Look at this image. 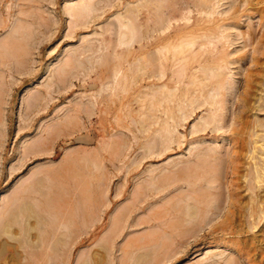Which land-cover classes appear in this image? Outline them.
<instances>
[{
    "label": "rangeland",
    "instance_id": "1",
    "mask_svg": "<svg viewBox=\"0 0 264 264\" xmlns=\"http://www.w3.org/2000/svg\"><path fill=\"white\" fill-rule=\"evenodd\" d=\"M24 190L0 264H264V0H0V226Z\"/></svg>",
    "mask_w": 264,
    "mask_h": 264
},
{
    "label": "bare ground",
    "instance_id": "2",
    "mask_svg": "<svg viewBox=\"0 0 264 264\" xmlns=\"http://www.w3.org/2000/svg\"><path fill=\"white\" fill-rule=\"evenodd\" d=\"M82 1V0H81ZM155 1V0H154ZM79 3V2H78ZM81 3V2H80ZM75 5H76V3H75ZM74 5V6H75ZM78 5V4H77ZM76 5V6H77ZM153 5H154V3H153ZM87 6V5H86ZM142 6V5H141ZM156 7V6H155ZM77 8V7H76ZM87 7H85V8H82L81 7V5H80V8H77L76 10H77V13H79V11H81L82 9H86ZM142 8V7H141ZM138 9V8H137ZM75 10V11H76ZM83 11V10H82ZM76 13V12H75ZM82 13V12H81ZM131 13V12H130ZM135 13V12H134ZM136 13H138V12H136ZM136 15V14H135ZM133 18V17H132ZM138 28V27H137ZM136 28V29H137ZM134 29V28H133ZM182 53H184V52H182ZM194 58V57H193ZM149 61V60H148ZM41 180V179H40ZM40 180L38 179V181L40 182ZM257 182V181H256ZM34 190H35V188H34ZM38 191V190H37ZM31 192H33V191H31V190H24V192H22L21 193V195H20V197H18V199H15L13 202H12V212L9 214V216L7 217V219L1 224V226H0V238H1V236H2V234H5V233H10V229H11V227L13 228V226H14V223L16 222V220L18 219V220H20L19 219V217H21V215H23V216H27V218H26V220H28V217H30L29 215L31 214V213H33V214H35V215H37L39 218H40V220H42V218L38 215V211L36 210V207L34 206V204H32L31 203V201H29L28 200V198H31L30 196L28 197V195H29V193H31ZM40 192V191H39ZM39 192H37V193H35V192H33V193H35V196H37L38 195V193ZM33 193H31V194H33ZM41 193V192H40ZM32 196V195H31ZM28 197V198H27ZM33 197V199L35 198L36 199V197H34V196H32ZM38 197H40V196H38ZM34 199V200H35ZM21 202H20V201ZM31 200H32V198H31ZM40 200H41V198H40ZM38 201V200H37ZM33 202V201H32ZM39 202V204L41 203V201H38ZM20 203V204H19ZM37 203V202H36ZM39 204H37V206H39L38 208H42V205H41V207H40V205ZM16 206V207H15ZM194 213V212H193ZM191 214V213H190ZM43 217V216H42ZM6 218V217H5ZM24 218V217H23ZM44 218V217H43ZM46 219V218H45ZM17 220V221H18ZM18 222H20V221H18ZM17 222V223H18ZM27 221H25V223L24 224H29L28 222L26 223ZM37 222H38V220H37ZM44 222V221H43ZM45 223V222H44ZM59 224V225H58ZM31 225V224H30ZM39 225H40V223H39ZM38 225V227L40 228V226ZM61 224L60 223H57V225H55L56 226V229H55V236L57 235V237H55V238H51L52 239V241L54 240V245L51 247L53 250L52 251H58V248H57V243H60L61 241H62V239L58 236V231H59V226H60ZM26 226V225H25ZM33 225H31V228L32 229H34L33 227H32ZM62 227V226H61ZM68 227V226H67ZM26 228H28L27 226H26ZM42 228H43V226H42ZM41 229V228H40ZM62 230V229H61ZM24 233V232H23ZM27 233V232H26ZM60 234V233H59ZM10 235H12V234H10ZM25 235V234H24ZM39 235H41V234H39ZM13 236V235H12ZM63 237V236H62ZM36 239V238H35ZM26 240V239H25ZM31 240V239H30ZM30 240H29V242H30ZM41 240V239H40ZM33 241V243H34V245H35V242H34V240H32ZM32 241L30 242V243H32ZM27 242H28V240H27ZM37 242V241H36ZM50 242V241H49ZM38 243H39V241H38ZM37 243V244H38ZM40 243H42V242H40ZM29 244V243H28ZM50 244V245H51ZM49 245V246H50ZM39 246V245H38ZM41 246V245H40ZM0 249H3V248H5L6 249V246L4 245V243H2V244H0ZM29 247V246H28ZM50 248V247H49ZM53 252L54 254L56 253V252ZM57 255V254H56ZM50 256V255H49ZM49 256H48V258H49ZM59 256V255H58ZM23 259V258H22ZM50 259V258H49ZM88 260V259H87ZM50 261V260H49ZM85 263V262H84ZM48 264V263H47ZM50 264H52V263H50ZM53 264H54V262H53Z\"/></svg>",
    "mask_w": 264,
    "mask_h": 264
}]
</instances>
